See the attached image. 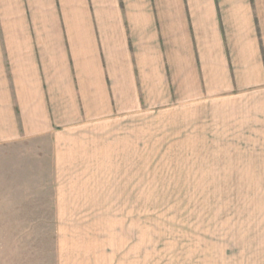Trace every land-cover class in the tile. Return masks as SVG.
I'll return each mask as SVG.
<instances>
[{
  "label": "crops",
  "instance_id": "obj_1",
  "mask_svg": "<svg viewBox=\"0 0 264 264\" xmlns=\"http://www.w3.org/2000/svg\"><path fill=\"white\" fill-rule=\"evenodd\" d=\"M186 102L231 104L261 133L264 0H0V143L49 138L55 264L120 254L71 189L81 166L66 154L106 119Z\"/></svg>",
  "mask_w": 264,
  "mask_h": 264
},
{
  "label": "rangeland",
  "instance_id": "obj_2",
  "mask_svg": "<svg viewBox=\"0 0 264 264\" xmlns=\"http://www.w3.org/2000/svg\"><path fill=\"white\" fill-rule=\"evenodd\" d=\"M218 107L120 114L66 154L112 264H264V129ZM53 153L45 136L0 143V264L59 259Z\"/></svg>",
  "mask_w": 264,
  "mask_h": 264
}]
</instances>
